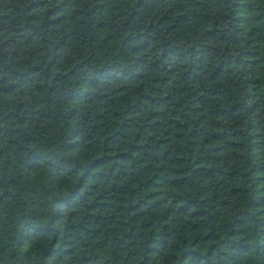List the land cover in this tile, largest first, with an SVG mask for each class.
I'll return each mask as SVG.
<instances>
[{
	"label": "trees",
	"instance_id": "16d2710c",
	"mask_svg": "<svg viewBox=\"0 0 264 264\" xmlns=\"http://www.w3.org/2000/svg\"><path fill=\"white\" fill-rule=\"evenodd\" d=\"M0 264H264V0H0Z\"/></svg>",
	"mask_w": 264,
	"mask_h": 264
}]
</instances>
